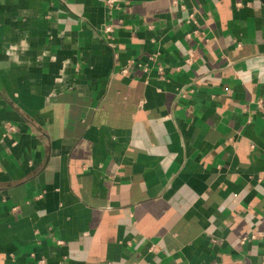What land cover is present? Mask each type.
Returning a JSON list of instances; mask_svg holds the SVG:
<instances>
[{
	"label": "crops",
	"instance_id": "obj_1",
	"mask_svg": "<svg viewBox=\"0 0 264 264\" xmlns=\"http://www.w3.org/2000/svg\"><path fill=\"white\" fill-rule=\"evenodd\" d=\"M0 264H264V0H0Z\"/></svg>",
	"mask_w": 264,
	"mask_h": 264
},
{
	"label": "built area",
	"instance_id": "obj_2",
	"mask_svg": "<svg viewBox=\"0 0 264 264\" xmlns=\"http://www.w3.org/2000/svg\"><path fill=\"white\" fill-rule=\"evenodd\" d=\"M103 2V5L104 7L107 9V10H112L114 8H116L119 0H102ZM104 32L105 33H111L112 32V27L107 25L104 27ZM190 58L188 59V62L191 61L193 55L190 53ZM123 74H125V71L122 72Z\"/></svg>",
	"mask_w": 264,
	"mask_h": 264
}]
</instances>
